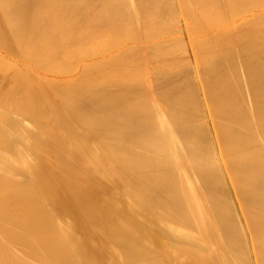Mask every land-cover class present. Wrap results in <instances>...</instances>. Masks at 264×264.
I'll return each mask as SVG.
<instances>
[{
    "label": "bare ground",
    "instance_id": "bare-ground-1",
    "mask_svg": "<svg viewBox=\"0 0 264 264\" xmlns=\"http://www.w3.org/2000/svg\"><path fill=\"white\" fill-rule=\"evenodd\" d=\"M177 2L0 0V264H264V0ZM181 22L203 88L96 86L109 33Z\"/></svg>",
    "mask_w": 264,
    "mask_h": 264
},
{
    "label": "rangeland",
    "instance_id": "rangeland-1",
    "mask_svg": "<svg viewBox=\"0 0 264 264\" xmlns=\"http://www.w3.org/2000/svg\"><path fill=\"white\" fill-rule=\"evenodd\" d=\"M177 1H178V0H175V2H176V4H177V9L179 10V6H178L179 3H178ZM163 6L165 7L166 4H165V5L163 4ZM261 8H264V7L256 8L255 11H254V13L258 12ZM261 10H262V9H261ZM182 20H183V19H181V21H182ZM241 20H242V19H238V20H237V21H238L237 23H240ZM183 28H185V26H184V23L181 22V24L177 25V29H178L179 31H182L181 33H178L179 35L168 36V35H166V32H165L164 34H162V36H161V35H160V36H153V35L151 36V35H150V36H151V37H150V36H143V34H142L141 37H140V36H136L135 39H134V38H130V37L127 36V37L129 38V40H127V39H128L127 37L123 38V36H120V35H119V36L122 37V38H119V39H118L119 36L116 37V34H118V33H114V34L112 33L113 36H111V34L109 33L108 36L110 35L111 41H112V39H113V42L115 41V42H117V43L119 44L118 46H114V47H113V46H112V47L110 46L111 44H113V42L110 43V42H109L110 40H109V38H108L107 36H106V37H107V40H109L108 42H106V41H107V40H105L106 38H104V39L102 38V40L94 41V42H93L94 44H95L96 42H98V41H103V43L106 42L105 44L108 43L107 45L110 44L109 47H108V50H107V51H105V52H103V53H101V54H98V55H94V56L92 55V57L90 58V59H94V60H95V59H96V60H100V59L103 60V59H105V62H104L102 65L100 64V65H98L97 67H94L93 76H92L93 81H94L95 77H97V79H99V80H96V79H95L96 81H94V83L96 84V86H97V85L100 86V83H104V82H106V80L104 79V76H105V78H107V77H109L110 75H111V76H110L111 78H113V79L116 78V79H115L116 81L114 80V82H118L117 78L120 76L121 73H123V72L125 71V70H123V69H125V68L127 67V68H126V71H125L126 74H127V73H128V70H129L128 68H131L130 71H131V70L135 71L134 74H133V71H131V72H129V73H132V76H131V77H130V76H126V75L124 76V74H125V72H124V73H123V76H124V77H123L122 74H121L122 77H121V76L119 77V79L121 78V80H119V81H120V82L122 81V82H121L122 84L124 83V82H123L124 80H125V81H128V82H130V83L132 82L131 84H134V83H136V80H137V83H138V82H139V83H138V84H137V83L134 84V87L137 86L136 88H138V86H139V89H141V88L143 87V85H144V88H142V89H145L144 91H146V87H147V86H148V88H150V86H151V88H150V89L147 88V90L150 91V95H153V96H151V98L155 97V98H154L155 101L157 100V102H153V103H154V104L157 103L156 105H159L158 103L161 102L160 104L162 105L163 103L165 104V102H163L161 99L158 100V99L161 98V97H162V99H163V96H160L159 94H162V93H160V92H162V91L164 92V91L167 90V88H170V87H167L166 85L169 86V81L171 82V80H168V82H167V79H166L165 81H163V84H164V82H165L166 85H163L162 82H161V81H162L161 79H163V78L161 77L162 75L160 74V73H162L161 71H163L164 68L167 69V67H168V69H167L166 71L164 70L165 72L168 73V72L171 70L169 74H171V72H172V74L175 73V74L177 75L178 70L180 71V69L182 68V65H183V66L186 65V66H187L186 68H187L188 72H191V75L194 74V75H193V78H195V80H194V79H191V78H192V77H191L190 79L193 80L194 82L191 81V80H189V81H191V83L188 81V82H189L188 84L190 85V84H192V82H193L192 85H193L194 87L197 85V86H198L197 89L200 88V87L203 88L202 85L205 84V82H206V81L204 80L205 78L203 79L204 82H203L202 79H200V78H199V79H200V80H199L200 82H198V79H197V78H198L197 75H199V77L202 75V72H201V71H202V70H201L202 67L200 68V67H199V64L201 63V65H202V62H203L202 57H204V56H202V55L200 54L201 51L198 50V43H200L201 40L205 39L206 36H200V37L192 36L191 33H186L185 31H183V30H184ZM178 30H177V31H178ZM184 32H185V33H184ZM151 34H152V33H151ZM181 35H182V36H181ZM184 35H185V36H184ZM104 37H105V36H104ZM112 37H116L117 40H116L115 38H112ZM211 37H212V36H211ZM140 38H141V39H140ZM171 39H172V40H171ZM212 39H213V38H212ZM118 40H119V41H118ZM137 40H138V41H139V40H140V41L142 40V43H141V42H138ZM120 41H121V42H120ZM168 41H169V42H168ZM170 41H172V42H171L172 44L170 43ZM115 42H114V43H115ZM158 42H160L159 44H161V45L158 44L159 47H160V46L162 47V45H165V44L167 45V42H168V45H170V46L167 47V48H168L167 50H166V47L163 46L164 48L162 47V49H160V51H159V49H158L159 47H158V45H157ZM99 43H102V42H99ZM154 43H155V46L157 47V48H155V47H154V48H155L156 50L158 49L159 52L156 51V50H153L154 48H152V46H154V45L150 46L151 44H154ZM169 43H170V44H169ZM166 45H165V46H166ZM143 46H144V47H143ZM147 46H148V47H147ZM149 46H150V48H151V51H150V52H151V54H153V55L150 54V56H148V55L145 54V50H146V51H149V50H150V49H149ZM146 47H147V48H146ZM161 47H160V48H161ZM143 48H144L145 50H144ZM171 48H172V51H171ZM164 49H165V50H164ZM183 49H184V50H183ZM129 50H131V51H129ZM152 50H153V52L155 51V53H153ZM196 50H197V51H196ZM109 51H110V52H109ZM133 51H134V55H132V54H133ZM142 51L144 52V54L146 55V57H147V56L149 57V60H150V61H149L148 58H147L146 63H148V61H149V63L152 62V61H151V57H153V56H155L153 59H155L156 57L159 59V57H160V58H161V62L158 61V59L156 58L157 60H153L154 62H156V63H154V64H155L154 66H153V64L151 65V63H150V64L148 63L149 66H148V65H145L146 63H143V61L145 62V58H146V57H145L143 54H141ZM199 51H200V52H199ZM143 52H142V53H143ZM157 52H158V53H157ZM161 52H163V53H162V56L164 55L163 57H164L165 60H163V58H162L161 56H159V53H161ZM167 52H168V54H164V53H167ZM106 53H107V54H106ZM146 53H149V52H146ZM156 53H157V55H155ZM195 53H197V54H195ZM201 53L204 54L203 52H201ZM104 54H105V55H104ZM125 54H127V55H125ZM128 54H129V56H128ZM138 54H140V55H138ZM193 54H194V56H193ZM101 55H102L103 57H102ZM124 55H125L126 57H124ZM136 55H137V56H136ZM141 55L144 56V59H143V56H141ZM160 55H161V54H160ZM197 55H200V56H198V57H200V58H198ZM3 56H6V55L3 54ZM132 56H133V57L135 56V57L137 58V60H138L137 62H139V60L142 59L143 61H142V60L140 61V63L142 62V64H140V63L138 64V63H137V64L139 65V66L137 65V66H138V67H137L136 64H135V63H136V61H135L136 59H132V58H131ZM139 56H141V57H139ZM186 56H187V57H186ZM201 56H202V57H201ZM122 57H123L124 61H122ZM129 57H130L131 59H130ZM135 57H134V58H135ZM185 57L188 58V61H187V62H186V60H184ZM166 58H170V60H169V59L167 60ZM193 58H195L196 62L194 61ZM197 58H198L199 60H201L200 63H199V61H197V60H198ZM127 59H129L130 62H129ZM180 59H181V60H180ZM162 60H163L164 62H163ZM177 60H178V64H179V62L181 61V62H180L181 65H180V66H179V65L176 66L177 62H176V63H173L174 61H177ZM183 60H184L187 64H188L189 60H191V62H189V63H191L192 66H190L191 64H188V65H187L186 63H183V62H182ZM92 61H93V60H92ZM131 61H134V62H132V63H134V64L129 65V64L131 63ZM125 62H126V63H125ZM128 62H129V63H128ZM170 62H172V63L170 64ZM110 63H111V64H110ZM122 63H123V64H122ZM194 63H195V64H194ZM127 64H128V65H127ZM143 64H144L145 66H148V68L146 69L145 66H143L144 68H141V66H142ZM167 64H168V66H167ZM134 65H135V66H134ZM156 65H157V68H156ZM160 65H161V66H160ZM163 65H164L165 67H164ZM169 65H170V66H169ZM173 65H175L176 68H175V67L172 68ZM99 66H100V67H99ZM120 66L122 67V70H123V71L121 70L122 72L120 71V68H119ZM124 66H125V67H124ZM132 66H133V67H132ZM152 66H153V67H152ZM162 66H163V67H162ZM166 66H167V67H166ZM188 66H190V67H189L190 69H188ZM194 66H196V69H195ZM202 66H203V65H202ZM115 67H116V68H119V69L116 70ZM136 67H137V68H136ZM149 67L152 69L151 71H150V68H149ZM159 67H160V68H159ZM192 67H193V68H192ZM133 68H136V69H133ZM139 68H140V69H139ZM154 68H155V70H153ZM158 68H159V69H158ZM161 68H162V69H161ZM170 68H171V69H170ZM96 69H97V70H96ZM98 69H99V70H98ZM109 69H110V70H109ZM114 69H115L117 72H116V71H113ZM138 69H139V70H138ZM175 69H176V70H175ZM183 69H185V67L181 69V71L179 72L178 75H180V73L183 74V72L185 71V70H183ZM192 69H193L194 71L196 70L197 73H196V71L194 72ZM204 69H205V68H204V66H203V70H204ZM105 70H106V71H105ZM108 70H109V73H108ZM118 70H119L121 73L118 74V72H119ZM147 70H148L149 73L147 72ZM157 70H158V71H157ZM174 70H175V71H174ZM182 70H183V72H182ZM187 70H186V71H187ZM189 70H190V71H189ZM104 71H105V72H104ZM138 71H141L142 73L138 74ZM159 71H160V73H159ZM173 71H174V72H173ZM176 71H177V73H176ZM199 71L201 72V74H200ZM99 72H100V73H99ZM111 72H113V73H111ZM154 72H157V73L160 74V77H161L160 81H159V80L156 81V77H158L157 79H159V74L156 73V75H157V76H156ZM188 72H187V75H186L185 72H184L183 77H184V76H187V78L189 79V76H188V75H190V74H188ZM115 73H117V75H116ZM135 73L138 74V75H135ZM153 73H154V74H153ZM167 73H164V72H163V75H168ZM198 73H199V74H198ZM203 73H204V72H203ZM44 74H45V75H48V76L51 75L49 72H44ZM109 74H110V75H109ZM114 74H115V75H114ZM147 74H148V75H147ZM182 74H181V75H182ZM78 75H79V74H77L76 76H78ZM98 75H99V76H98ZM113 75H114V76H113ZM118 75H119V76H118ZM129 75H130V74H129ZM134 75H135V76H134ZM139 75H141L142 78H141V77L139 78ZM176 75H175V76H174V75H171V77H172L171 79H173V76H174V78H176V79H173V80H178V79H179V78H178V75H177V77H176ZM94 76H95V77H94ZM106 76H107V77H106ZM148 76H149V77H148ZM152 76H153V78H154V76H155V79L150 78V77H152ZM168 76H169V75H168ZM60 77H66V76H60ZM110 77H109V78H110ZM125 77H129V78H125ZM137 77H138V78H137ZM147 77H148V78H147ZM183 77H180V79L183 78ZM109 78H107V80H110ZM123 78H124V79H123ZM177 78H178V79H177ZM185 78H186V77H185ZM187 78H186V79H187ZM138 79H139V80L142 79V80H141V81H138ZM148 79H149V81H148L149 83L147 82ZM151 79H152L153 81H151V84H150V80H151ZM180 79H179V82H180ZM188 79H187V80H188ZM104 80H105V81H104ZM129 80H130V81H129ZM134 80H135V81H134ZM144 80H145V81H144ZM163 80H164V79H163ZM173 80H172V82H173L174 85H175V84H176V81L174 82ZM93 81H92V85L94 84ZM97 81H98L99 83H98ZM110 81H112V80H110ZM142 81H144L145 84H146L147 86H146ZM154 81H155V82H154ZM181 81H182V80H181ZM114 82H106L105 85L108 84L109 86H111V85L114 86V84H115ZM146 82H147V83H146ZM156 82H157V83H156ZM159 82H160V83H159ZM172 82H171V83H172ZM182 82H183V83H182ZM182 82H181V84L183 85V87H184V84H185V87H187V86H186V83H187V82L184 83V82H185V79H184V81H182ZM202 82H203V84H202ZM97 83H98V84H97ZM113 83H114V84H113ZM118 83H119V82H118ZM130 83H127V82H126L125 84H130ZM141 83H143V85H142ZM155 83H156V84L159 83V85L162 84L163 86H165V87H167V88L163 87V89H164V90H163L161 86L157 85V87L159 86L158 89H157L156 86H155V85H156ZM171 83H170V85H171ZM173 83H172V84H173ZM194 83H196V84L194 85ZM197 83H198V84H197ZM95 84H94V86H95ZM153 84H154V85H153ZM188 84H187V85H188ZM101 85H102V84H101ZM103 85H104V84H103ZM116 85H117V87L122 86V85H120V84H119V85L116 84ZM116 85H115V86H116ZM141 85H142V86H141ZM149 85H150V86H149ZM152 85L155 86V88H154L153 91H152V87H153ZM176 85H177V84H176ZM98 86H97V87H98ZM113 86H111L110 88H113ZM171 86H172V85H171ZM179 86L181 87V85H179ZM132 87H133V86H132ZM114 88H115V90L117 89L116 87H114ZM156 89L158 90L157 93H158V96H159V97H156V96H157V94H156ZM160 89H162V91H161ZM165 89H166V90H165ZM195 89H196V87H195ZM113 90H114V89H113ZM151 91L153 92V94H152ZM148 93H149V92H147V94H146V93H143L142 95H146V96H147ZM155 94H156V95H155ZM150 95H149V96H150ZM146 98H147V97H146ZM149 98H150V97H149ZM151 98H150V100H151ZM154 99H153V100H154ZM153 100H152V101H153ZM159 101H160V102H159ZM164 104H163V105H164ZM165 105H166V104H165ZM207 107H208V106H207ZM209 109H210V107H209ZM233 192H234V191H233ZM233 192L229 193V195H230V196H234V195H233ZM250 232H251V231H250ZM251 234H252V233H251ZM167 241H168L169 243H168ZM167 241H166V242H167L168 244H170V240H167ZM254 256H255V258H256V260H255L256 264H259V263H258V260H257L258 258L256 257V253H254ZM183 264H184V263H183Z\"/></svg>",
    "mask_w": 264,
    "mask_h": 264
}]
</instances>
